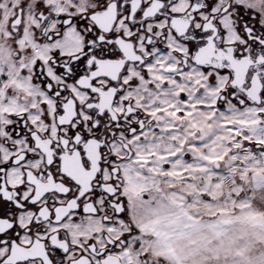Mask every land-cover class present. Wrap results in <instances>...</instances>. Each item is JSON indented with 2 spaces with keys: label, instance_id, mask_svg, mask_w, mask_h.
<instances>
[{
  "label": "snow or ice",
  "instance_id": "snow-or-ice-1",
  "mask_svg": "<svg viewBox=\"0 0 264 264\" xmlns=\"http://www.w3.org/2000/svg\"><path fill=\"white\" fill-rule=\"evenodd\" d=\"M0 264H264V0H0Z\"/></svg>",
  "mask_w": 264,
  "mask_h": 264
}]
</instances>
